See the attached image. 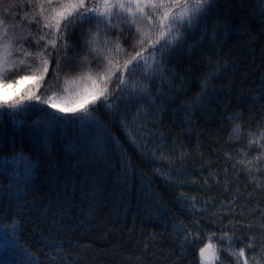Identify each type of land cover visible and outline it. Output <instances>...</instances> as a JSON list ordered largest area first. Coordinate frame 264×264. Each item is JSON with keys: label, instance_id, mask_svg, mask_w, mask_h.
Wrapping results in <instances>:
<instances>
[{"label": "snow or ice", "instance_id": "obj_1", "mask_svg": "<svg viewBox=\"0 0 264 264\" xmlns=\"http://www.w3.org/2000/svg\"><path fill=\"white\" fill-rule=\"evenodd\" d=\"M242 14L259 18L264 29V0H0V87L34 81L12 96L0 95V264H76L79 246L63 223L68 201L49 198L41 208L31 195L44 166L53 163L52 144L102 152L107 144L119 147L112 128H123L126 142L140 149L131 134L136 128L147 149L155 132L139 133L146 123L138 121L146 122L164 98L162 87L191 82L178 77L176 57L188 54L186 44L196 51L221 30L242 25ZM206 87L200 80L201 90ZM245 112L222 116L218 147L226 166L208 165L201 188L220 195L178 193L193 212L187 223L173 225L180 250L205 235L219 241L199 247L200 264H264V104ZM3 121L19 134L8 135ZM150 150L151 162L169 161L162 145ZM191 183L200 181L193 176ZM95 188V177H83L88 215L95 211Z\"/></svg>", "mask_w": 264, "mask_h": 264}, {"label": "trees", "instance_id": "obj_2", "mask_svg": "<svg viewBox=\"0 0 264 264\" xmlns=\"http://www.w3.org/2000/svg\"><path fill=\"white\" fill-rule=\"evenodd\" d=\"M241 20L242 25L221 30L214 41L196 51L189 52L186 44L188 54L177 56L175 67L178 77L191 82L181 85L177 79L170 87H162L164 98L153 105L154 111L146 122L138 121L146 123L139 133L155 132L149 138L158 149L162 145L169 161L151 162L152 144L145 149L136 128L131 129V134L141 144L140 149L126 142L123 128H112L119 147L107 144L102 152L78 146L69 152L63 144H52L53 163L44 166L31 195L41 208L49 198L68 201L63 223L69 226L70 238L79 246L76 264H200L199 247L205 242L219 244L205 235L181 251L173 225L177 221L187 223L193 215L189 201L179 198L178 193L197 198L220 195L214 187L201 188L208 165L217 170L226 166L218 147L222 141V116L245 109L254 113L264 104V29L259 18L252 20L242 14ZM205 79L207 87L202 91L200 80ZM127 118L131 120V113ZM3 127L8 135L19 134V130L13 131L11 121H3ZM161 135L162 141L157 139ZM223 135H227L226 130ZM23 146L27 150V145ZM232 146L233 143L227 145ZM172 149L183 152L184 158L176 156ZM157 168L160 172L154 171ZM168 172L173 175L168 176ZM85 176L95 177L96 181L95 211L91 215L86 214L87 198L81 196ZM193 176L199 184L191 183ZM243 179L241 175V183ZM181 182L182 186L177 187Z\"/></svg>", "mask_w": 264, "mask_h": 264}, {"label": "rangeland", "instance_id": "obj_3", "mask_svg": "<svg viewBox=\"0 0 264 264\" xmlns=\"http://www.w3.org/2000/svg\"><path fill=\"white\" fill-rule=\"evenodd\" d=\"M34 81L32 79H25L23 81L16 82L15 84H5L0 87V95L12 96L17 92H21L32 85ZM69 89L74 90L73 85H69Z\"/></svg>", "mask_w": 264, "mask_h": 264}]
</instances>
